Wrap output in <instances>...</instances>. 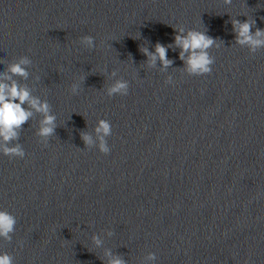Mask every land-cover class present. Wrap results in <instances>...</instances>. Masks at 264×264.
Listing matches in <instances>:
<instances>
[{"label": "clouds", "instance_id": "1", "mask_svg": "<svg viewBox=\"0 0 264 264\" xmlns=\"http://www.w3.org/2000/svg\"><path fill=\"white\" fill-rule=\"evenodd\" d=\"M227 5L232 4V0H224ZM233 32L236 35V43L240 46H247L249 52L254 54L259 49L264 48V29L255 27L256 21H240L238 19L231 20ZM175 30L173 44L165 45L157 42L154 45V51H150L147 47L140 48L144 56L148 57L146 63L149 67H154L156 61L160 62L161 68L166 70L172 66L173 61L167 56L169 48L173 45L180 50L179 57L184 62L185 70L190 76L209 75L212 72V65L215 58L210 55L209 49L219 47L216 39L211 37L205 31L198 29H188L181 25L173 27ZM80 44L87 49L92 50L96 47L94 37L85 35L80 38ZM7 65L5 71L0 72V154L11 158L23 159L26 155L22 145L18 143L20 133L24 125L33 116L34 112L40 113L43 119L39 121V128L36 136L39 141L47 146L49 138L55 135L57 128V117L52 113L50 104L47 100H41L37 96H33L27 85H21L14 77L28 79L29 72L27 66L32 64V60L28 56H21L15 63L3 61ZM113 77L116 72H112ZM84 77L74 79L70 85L69 91L73 95L78 94L80 84ZM171 78L165 80V84H172ZM129 91V82L118 78L115 79L106 89L108 97L114 95L125 96ZM97 134L99 143L95 145L100 153L108 154L110 148L106 138L112 134V125L107 119H99L94 129ZM81 139L85 147L91 148L94 145L93 138L88 133H81ZM16 217L7 210H0V238L11 242L12 234L15 232ZM96 244L100 245V240L94 237ZM22 245V242H21ZM112 256V253H108ZM155 253H149V260H156ZM0 264H14V257L8 253H0ZM108 264H125V261L119 256L112 257Z\"/></svg>", "mask_w": 264, "mask_h": 264}]
</instances>
